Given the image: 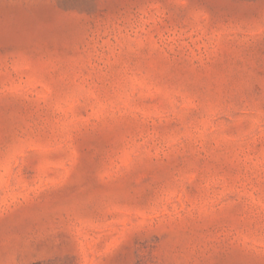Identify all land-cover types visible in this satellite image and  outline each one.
Wrapping results in <instances>:
<instances>
[{"label": "rangeland", "instance_id": "1", "mask_svg": "<svg viewBox=\"0 0 264 264\" xmlns=\"http://www.w3.org/2000/svg\"><path fill=\"white\" fill-rule=\"evenodd\" d=\"M0 264H264V0H0Z\"/></svg>", "mask_w": 264, "mask_h": 264}]
</instances>
